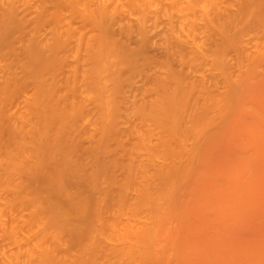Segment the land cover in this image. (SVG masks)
I'll use <instances>...</instances> for the list:
<instances>
[{
	"label": "bare ground",
	"instance_id": "1",
	"mask_svg": "<svg viewBox=\"0 0 264 264\" xmlns=\"http://www.w3.org/2000/svg\"><path fill=\"white\" fill-rule=\"evenodd\" d=\"M263 87L264 0H0V167L10 177L0 172V183H12L1 189L12 190L2 197L13 221L0 264H167L177 245L184 254L183 208L200 202L194 181L213 186L220 176L195 168L205 160L199 149L207 155L224 142L227 127L243 121L238 114L251 111L263 125ZM234 135L245 144L212 202L229 232L239 228L233 206L258 200L250 188L264 174V134ZM9 170L19 171L15 181ZM206 231L197 232L203 246ZM11 235L19 236L13 246ZM261 240L246 260L231 245L219 256L264 264Z\"/></svg>",
	"mask_w": 264,
	"mask_h": 264
},
{
	"label": "rangeland",
	"instance_id": "2",
	"mask_svg": "<svg viewBox=\"0 0 264 264\" xmlns=\"http://www.w3.org/2000/svg\"><path fill=\"white\" fill-rule=\"evenodd\" d=\"M128 88V87H127ZM262 89H264V87L262 88ZM247 92V91H246ZM262 95H264L263 93H264V91H263V93L262 92H260ZM246 94H249V93H246ZM248 96V95H247ZM260 107V106H259ZM240 110L241 109H239V111L238 112H240ZM247 110H250V109H247ZM243 111V110H242ZM241 111V112H242ZM260 111V110H259ZM248 112V111H247ZM251 111H249V114L250 115H248V116H250L248 119H249V121L252 119H254V121H253V123L255 122V118H257V116L258 115H256V117H254L255 115L253 114V115H251L252 113H250ZM260 112H262L263 113V110H261ZM235 113V112H234ZM244 113V112H243ZM236 114V113H235ZM259 114V113H258ZM237 115V114H236ZM238 115H242L241 117H240V120H241V118H243V121L244 120H246L247 119V117H246V113H244V114H238ZM244 115H245V117H246V119H245V117H244ZM260 115V114H259ZM233 116L235 117V115L233 114ZM232 116V117H233ZM252 116L254 117V118H252ZM259 117L260 116H258V121H257V119H256V121H257V123H254L255 125L256 124H258V122H259V124H260V126H258V127H255L254 126V124H252V125H250L249 126V128H247L248 126L247 125H249L247 122H249V121H244V124L243 123H241V122H243L242 120L239 122V119L237 120L238 121V124H239V129L237 128V129H233V127H231V125H229L228 127H227V129L225 130V132H226V137H225V141L224 142H221L217 147H218V149H217V147L215 148V145H214V148L212 147L213 146V143H210V145H212V146H210V147H212L211 149H213V150H210V148H209V150L210 151H208V149H207V146H208V144L205 146V144H206V142L204 143V148H206L207 149V152H208V154L207 153H205V154H207V155H204L203 153L204 152H202L203 150H202V146L200 147V149H199V152L198 153H200L199 155H200V158L201 157H203L205 160V163H204V161L203 160H200V161H194V166L196 165L197 166V164H199L198 166L199 167H197V168H199L198 169V171L200 170H202L200 173H202V172H204L205 170V172H207L208 174H209V172H217L218 174H220V176L219 177H217L216 179L219 181H217V180H215V181H217V182H215V184H217V185H213V186H215V189H212V188H214L213 186H212V184H214V182L212 183V182H210L209 181V183H208V181H206L205 183H206V185L204 186V187H206L205 189H200V187L202 186L203 187V185L205 184V183H203V181H204V178L203 179H201V180H203L202 181V183H203V185L202 184H199V180L197 179V181L198 182H196L197 183V185L195 184V181H194V186L193 187H195L194 189H196L197 187L200 189V192H199V189H196L195 190V192L194 193H196V192H198L199 193V195H200V202L202 203V206H205V207H202L203 209H199L201 212L199 213V211L197 212L195 209H198L200 206L198 205L200 202H198L197 203V205H196V202L194 201V200H192L191 202H189L190 200H188V202L189 203H191L190 205H191V207L189 208V206L190 205H187L188 206V208L186 207V208H183L184 209V211L182 212L183 214V217H185L184 218V221H183V219H181V218H179V219H176V222L178 221V220H180L181 221V227H180V230L179 231H181V233L179 232V234L181 235V238H182V241H184V242H186V243H184V244H186V246L184 245V248H185V251L183 250L182 252H185L186 253V255H185V257H183V258H185L186 259V256H187V259L185 260V259H182V258H180V257H182V255L181 254H183V253H181L180 252V249L178 248V245L176 246L177 247V249H179V251L178 250H176V247L175 248H170L169 250H171V249H173V250H171L173 253H171L170 255V257L169 258H172V260L173 261H169L170 259L168 258L167 259V261H168V263H167V261H166V263L167 264H171L172 262V264H179L178 263V261L180 260V262H183L184 264H212V262L214 263V264H220V263H223V264H226V261L225 260H223L220 256H219V254H220V252H221V248H223V249H225L226 247L231 251L232 249H233V247H231V246H235L236 247V249H233L232 251L235 253L234 254V256L236 257H238L239 259L238 260H240L241 259V257H242V260L243 259H245L246 257H247V255H248V253H250V250H249V246H251V247H254L256 244L258 245V243L260 244V242L263 240H261V238H262V236L264 237V193H262V191H263V189H259V188H261L260 186H262V185H264V174L261 176L262 178H263V180H261V182H258V183H256V185L257 186H255V188L254 187H252V188H250L251 190H252V193L254 192V194L255 195H253V196H255V197H253L254 198V200H255V198H256V196L258 195V198H256V199H258L257 201H253L256 205H253V202L251 203L250 201H249V203H251L253 206L251 207V205L247 202V199L246 200H244L245 198H243V199H239V202H238V204H237V202H236V204L235 205H237V206H233L234 205V203H231V202H235L233 199H232V201H230L229 200V198H225V200H229L228 201V203L230 202L231 204V206H233V208L232 209H234V212L236 213L237 211H239V213L237 212L236 213V217H238V219L239 220H236L235 219V215H233V217H234V219L238 222V224L240 225H238L237 227H239V228H234L233 230H231V229H229L230 230V232L228 231V228L230 227H227V228H225L224 226H223V230H222V223L225 221H223V219H222V221H221V224H220V218L218 219L216 216H219L220 215V211H218L219 213H217V210H214V209H212V205H213V203H216V202H218L217 201V195H218V193H216V192H218V190L219 191H221V189L222 188H224V186H222V185H225L226 186V182H227V178L229 177L228 175V173H230L231 172V170L233 169V165H232V162L234 161V158H236V156L237 155H239L242 151H241V147L242 146H244L243 144H245V143H243V139H239V140H236V139H234L235 138V135L234 134H241V137L244 135V138H245V134L246 133H248L246 136H247V138H245L248 142H250V140L249 139H251V137L254 135V136H256V134L257 135H260V134H264V124L263 125H261V123H260V119H259ZM238 118H239V116H238ZM247 119V120H248ZM234 120V119H233ZM251 120V121H252ZM235 122H236V120H235ZM241 123V124H240ZM245 123H247V124H245ZM250 124L252 123V122H249ZM235 124V123H234ZM238 126V125H237ZM244 126V127H243ZM252 126H254V128H252ZM252 128V129H251ZM254 130V131H253ZM255 130H257V131H255ZM261 130H262V132H261ZM251 131H253V132H251ZM233 132V133H232ZM250 133V134H249ZM234 136H233V135ZM243 134V135H242ZM252 134V135H251ZM229 135V136H228ZM230 135H231V137H230ZM251 136V137H249V136ZM76 137V136H75ZM258 137V136H257ZM73 138V137H72ZM231 140H230V139ZM253 139L254 138H256V137H252ZM74 139V138H73ZM252 140V139H251ZM235 141V142H234ZM245 141V140H244ZM237 142V143H236ZM261 142V141H260ZM227 143V144H226ZM233 143H235V144H233ZM243 143V144H242ZM247 143V142H246ZM261 143H263L262 145H261ZM261 143H258L259 145V148L260 149H263L264 150V142H261ZM1 146V145H0ZM219 146H220V149H219ZM4 147V146H3ZM40 148V147H39ZM39 148H37V149H39ZM4 149V148H3ZM3 149H2V151H3ZM223 149V150H222ZM231 149V150H230ZM44 150V149H43ZM39 151H40V149H39ZM38 151V152H39ZM42 151V150H41ZM69 151V150H68ZM206 151V150H205ZM213 151V152H212ZM232 151V152H231ZM239 151V152H238ZM67 152V151H66ZM70 152V151H69ZM73 152L74 151H71L69 154L67 153V155H70V156H72V154H73ZM217 152H219V153H217ZM43 153V152H42ZM77 155H79L80 153H81V151H80V153L79 152H75ZM211 153V154H210ZM217 153V154H216ZM233 153V155H231ZM4 154V152H2V153H0V156L2 157V156H4L5 157V155H3ZM30 154V153H29ZM40 154H41V152H40ZM43 154H45V153H43ZM43 154H41V156H42V158H46L47 157V154L46 155H44L43 156ZM134 154V153H133ZM224 154V155H223ZM74 155V154H73ZM73 156V158L74 157H80L82 160H84L86 157H84V153L82 152V155H79V156ZM199 155H197V156H199ZM214 155H215V157H216V161L214 160L215 158H214ZM41 156H39L40 158H41ZM69 156V157H70ZM196 156V160H198L197 158H199V157H197ZM231 156V157H230ZM1 157H0V160H1ZM4 157H2L3 159H4ZM11 157V156H10ZM10 157H6V159H8V158H10ZM18 157V156H17ZM21 157V156H20ZM205 157H207V159L205 158ZM234 157V158H233ZM15 158V157H14ZM19 158V157H18ZM41 158V159H42ZM72 158V157H71ZM77 158H75L76 160H77ZM80 158H78V160L77 161H79V162H81L80 161ZM203 158H201V159H203ZM212 158V159H211ZM218 158V159H217ZM13 159V158H12ZM22 160V159H21ZM207 160V161H206ZM215 162H214V161ZM221 160H223L222 162H221ZM233 160V161H232ZM2 161H5V160H2ZM6 161H9V160H6ZM201 161H203V162H201ZM220 162V163H219ZM230 162V163H229ZM1 163L2 162H0V165H1ZM5 163V162H4ZM19 163H20V160H19ZM22 163V162H21ZM216 163H218V164H216ZM6 164H7V162H6ZM9 164V163H8ZM7 164V166H8V169H10L9 167L11 166L10 164V166ZM229 164V165H228ZM2 165H3V163H2ZM1 165V166H2ZM20 165V164H19ZM232 165V166H231ZM21 166H22V164H21ZM196 166H195V168H196ZM2 167H5V166H2ZM2 167H0V172H2L1 171V168ZM13 167V166H12ZM11 167V168H12ZM6 168V167H5ZM16 168H20V169H18V170H21V169H23V166H22V168L21 167H18V166H16ZM196 168V169H197ZM202 168V169H201ZM204 168V169H203ZM3 169V168H2ZM8 169H7V171H8ZM76 169V168H75ZM226 169H228V170H226ZM231 169V170H230ZM3 170H5L6 171V169H3ZM13 170V169H12ZM16 169L14 168V170L13 171H15ZM204 170V171H203ZM229 171V172H228ZM19 172V171H18ZM17 171L15 172V173H13V172H11L10 170H9V172H8V175H9V173H10V175H11V179L12 180H14L15 181V179H16V175L18 176V173ZM195 172V171H194ZM197 172V171H196ZM205 172L203 173V175L205 174ZM223 172H225V174L224 175H222V173ZM5 173V172H4ZM15 174L14 176H12V174ZM199 173V172H198ZM226 173H227V175H226ZM208 174H206V175H208ZM1 175H4L5 176V178H6V176H7V174L5 175V174H3V172L1 173ZM9 175V176H10ZM19 175H20V173H19ZM202 175V174H201ZM226 175V176H225ZM228 176V177H227ZM8 177V176H7ZM225 177H226V179H225ZM260 177V178H261ZM0 178H2V176L0 177ZM4 178V180L6 181L7 179H5ZM9 179H10V177H8ZM15 178V179H14ZM18 178V177H17ZM208 178V177H207ZM206 178V179H207ZM208 179H210V178H208ZM221 179V180H220ZM229 179V178H228ZM1 181V180H0ZM5 181H2V182H5ZM9 181V180H8ZM260 181V180H259ZM222 182V183H221ZM257 182V181H256ZM12 184L10 181L8 182V184ZM212 183V184H211ZM260 183V184H259ZM263 183V184H262ZM3 184V183H2ZM8 184H6V182H5V186L6 185H8ZM83 184H85V183H83ZM198 184L200 185V187L198 186ZM209 184H211V186H212V188H211V186H208ZM87 184H85V185H83L84 187H82V188H85V190L88 188L87 186H86ZM258 185H259V187H258ZM0 186H1V183H0ZM3 187V186H1L0 187V192H1V194H0V209L2 208V210H0V246H1V244L3 245V246H1L0 247V261L1 260H3L2 259V252H3V254L6 252V250L7 249H9V244L7 245V242L5 241H3V240H6L7 239V236H6V230L7 229H9L10 227H11V223H13V221H12V218H11V221L9 220V218L11 217V216H9V214H8V210L5 208V206L8 208V204H7V202L8 201H6L7 199H6V197H4V199H3V197H2V194H4V196L5 195H7V193H6V191L7 192H9L8 190H5V191H2V190H4L6 187ZM12 186V185H11ZM222 186V187H221ZM8 187H9V185H8ZM203 187V188H204ZM219 187V188H218ZM1 188H4V189H1ZM11 188V187H10ZM10 188H8V189H10ZM210 188V189H209ZM216 188H217V190H216ZM7 189V188H6ZM206 189H207V191H206ZM249 189V190H250ZM198 190V191H197ZM209 190V191H208ZM211 190V191H210ZM213 190V191H212ZM215 190V191H214ZM255 190V191H254ZM12 191V190H11ZM10 191V192H11ZM201 191H204V192H201ZM257 191V192H256ZM3 192V193H2ZM9 192V194H11ZM208 192V193H207ZM251 192V191H250ZM264 192V191H263ZM6 193V194H5ZM194 193H193V195H194ZM210 193V194H209ZM212 193V194H211ZM251 193V194H252ZM259 194H263L262 195V197H261V195H259ZM193 195L191 196V199H192V197H193ZM198 195V196H199ZM228 195V194H227ZM230 195H232L231 193H230ZM249 195V194H248ZM8 196V195H7ZM11 196V195H10ZM213 198H212V197ZM216 196V197H215ZM260 196V197H259ZM1 197H2V199L3 200H1ZM12 197V196H11ZM216 199H215V198ZM228 197H229V195H228ZM248 197V196H247ZM250 197H252L251 195H250ZM232 198V196L230 197V199ZM6 199V200H5ZM235 199V198H234ZM251 199V198H250ZM250 199H248V200H250ZM5 200V201H4ZM241 200V201H240ZM242 200H243V202H242ZM245 201V202H244ZM4 202V203H3ZM6 202V203H5ZM9 202H10V200H9ZM8 202V203H9ZM213 202V203H212ZM242 202V203H241ZM188 203V204H189ZM193 203H195V206H194V204ZM200 203V204H201ZM228 203H227V206H228ZM6 204V205H5ZM233 204V205H232ZM241 204V205H240ZM10 205V204H9ZM240 207H239V206ZM245 205V206H244ZM246 205H248L247 207H246ZM263 205V206H262ZM4 206V207H3ZM192 206H194V208L192 207ZM197 206V208H195ZM199 206V207H198ZM228 206V207H229ZM10 207V206H9ZM208 207H209V209H211V210H209L208 209ZM234 207H236V208H234ZM256 207V208H255ZM179 208V210H180V208L181 207H178ZM192 208V209H191ZM201 208V207H200ZM230 208V209H231ZM182 209V210H183ZM187 209V210H186ZM240 209V210H239ZM245 209H247V210H245ZM252 209V210H251ZM182 210H180V211H182ZM186 210V211H185ZM192 210V211H191ZM196 212H195V211ZM228 210V209H227ZM237 210V211H236ZM246 211V213H245V211ZM9 211H10V209H9ZM207 211V212H206ZM250 211V212H249ZM185 212V213H184ZM194 212H195V214H194ZM206 212V213H205ZM229 212V210L227 211V212H225V213H228ZM256 212V213H255ZM263 212V213H262ZM181 213V212H180ZM188 213V214H187ZM191 213V214H190ZM199 213V215H197ZM215 213V214H214ZM232 213V212H231ZM230 213V214H231ZM235 213H233V214H235ZM244 213L246 214V216L244 215ZM194 215V217H195V219L194 218H192L193 217V215ZM208 214V215H207ZM191 215V217H189ZM196 215V216H195ZM204 215H206V216H204ZM212 215V216H211ZM242 215V216H241ZM244 215V216H243ZM247 215H248V218H247ZM252 215V216H251ZM7 216V217H6ZM197 216H199V217H197ZM196 217L197 218H199V220L200 221H197V219H196ZM212 217V218H211ZM230 217H232V215L230 216ZM192 218V219H191ZM215 218H217V219H215ZM228 218H229V216H228ZM247 218V219H246ZM251 218V219H250ZM254 218V219H253ZM209 219H211V222H210V220ZM214 219V220H213ZM230 219V218H229ZM242 219H244L243 221H242ZM9 220V221H8ZM217 220V221H216ZM231 221H232V219H230ZM260 220V221H259ZM175 220H173L172 221V223L174 222ZM231 221H230V223H231ZM241 222V224H240V222ZM247 221V222H246ZM11 224L10 226H9V224ZM197 222H202V224H204L205 222V224H206V226L208 227V228H206V227H203L202 226V224L200 223H197ZM216 222V223H215ZM217 222H218V225H217ZM243 222V223H242ZM256 222V223H255ZM259 222V223H258ZM190 223L192 224V226L190 225ZM208 223V224H207ZM209 223H210V225H209ZM246 223V224H245ZM7 224V225H6ZM176 224V223H175ZM204 224V225H205ZM219 224L221 225L220 227H221V229H219ZM5 225V226H4ZM190 225V226H189ZM198 225V226H197ZM212 225H213V227H212ZM236 225H237V223L235 224V226L234 227H236ZM9 227V228H7V227ZM166 226V225H165ZM165 226L163 225V228H162V230L160 231V238L161 239H159V241L160 242H162V244L161 245H165L166 244V246L168 247V244H169V237H165V232H166V228H165ZM3 227V228H2ZM167 227V226H166ZM198 227V228H197ZM200 227V228H199ZM202 227L203 228H205V229H203L202 230ZM173 228L174 227H172V231H174L173 230ZM6 229V230H5ZM11 229V228H10ZM175 229V228H174ZM190 229H192V231L190 230ZM197 229V230H196ZM225 229H227V230H225ZM248 229V230H247ZM251 229V230H250ZM164 230H165V232H164ZM199 230V231H198ZM208 230H211V232H210V234H208L207 233V231ZM224 230H225V232H224ZM242 230V231H241ZM250 230V231H249ZM257 230V231H256ZM20 231V230H19ZM189 231V232H188ZM200 231H206L205 232V235H207L208 234V236L207 237H209L210 235L211 236H213V234H214V237L212 238V239H214V242H216L217 241V245H216V243L214 244H212L211 245V243H209V242H212L211 240V236H210V238H206L207 240H206V243L208 242V244H207V246H206V244H205V246H206V249L208 250V251H206V249H204V247L205 246H203V244H204V242H203V240L202 239H204V238H202L201 236H199L200 235V233L198 234L197 232H200ZM229 233V235H228V233ZM236 231V232H235ZM247 231V232H246ZM192 232V233H191ZM213 232V233H212ZM4 233H6L5 234V236H6V239H5V236L3 235ZM18 233H22V232H18ZM18 233H17V235H18ZM172 233V232H171ZM174 233H175V231H174ZM194 233V234H193ZM8 234L10 235L11 234V232H8ZM7 234V235H8ZM20 234H19V236H20ZM201 234H204V232L202 233L201 232ZM14 235H16V234H14ZM16 235V236H17ZM24 235V234H23ZM167 235V234H166ZM226 235H227V237H226ZM257 235V236H256ZM4 236V237H3ZM16 236H15V238H14V236L13 235H11V236H9L8 238H12V241L11 240H7V241H9L10 242V244H11V242H14V240L15 239H17V238H19V236L16 238ZM202 239H201V238ZM260 237V238H259ZM230 238H232V239H230ZM14 239V240H13ZM167 239H168V243H167ZM211 239V240H210ZM194 240V241H193ZM210 240V241H209ZM226 240V241H225ZM230 240V241H229ZM232 240V241H231ZM261 240V241H260ZM3 241V242H2ZM242 241V242H241ZM199 242V243H198ZM203 242V244H200V243H202ZM231 242H233L232 244H231ZM6 243V244H5ZM191 243V247L189 246V244ZM193 243H195V244H193ZM225 243V244H224ZM255 243V245H253ZM13 244V243H12ZM11 244V246H13ZM192 244H193V247H192ZM236 244V245H235ZM5 245V246H4ZM158 245H160V243L158 244ZM160 245V246H161ZM163 245V246H164ZM213 246V248L215 247V249H216V246H217V248L218 249H220L219 251H218V249L217 250H215L214 249V252L215 251H218V252H215V253H218V254H213V249H212V247L211 248H209L210 246ZM216 245V246H215ZM221 245V246H220ZM225 245H227V246H225ZM231 245V246H230ZM248 247H247V246ZM253 245V246H252ZM10 246V247H11ZM163 246H161V247H163ZM166 246H164V247H166ZM187 246H188V248H187ZM203 246V247H202ZM219 246V247H218ZM246 246V247H245ZM3 247V248H2ZM8 247V248H7ZM158 247V246H157ZM163 247V248H164ZM166 247V248H167ZM208 247V248H207ZM221 247V248H220ZM7 248V249H6ZM27 248V247H26ZM190 248H194L193 250L194 251H192V249L190 250ZM201 248H203L204 249V251H200V250H203V249H201ZM232 248V249H231ZM2 249H3V251H2ZM4 249H6L5 250V252H4ZM11 249H12V247H11ZM24 249L25 248H23V251L21 250V252L22 253H24ZM158 249H159V247H158ZM212 249V250H211ZM222 249V250H223ZM239 249V250H238ZM10 250V249H9ZM13 250H15V249H13ZM26 250V249H25ZM160 250V249H159ZM161 250H162V248H161ZM227 249H225L224 251H226ZM236 252H235V251ZM238 250V251H237ZM252 250V249H251ZM189 251H191V252H189ZM228 251V250H227ZM226 251V252H227ZM13 252V251H12ZM16 251H14V254L16 255V253H15ZM19 252V251H18ZM25 252H28V251H25ZM176 252H179V253H177V254H175L174 255V253H176ZM189 252V253H188ZM203 252H205V253H207V254H203ZM210 252H211V254H210ZM226 252L224 253L223 251H222V255H224V256H226ZM20 253V252H19ZM18 253V254H19ZM184 253V254H185ZM17 254V255H18ZM184 254H183V256H184ZM192 254H193V256H192ZM220 254V255H221ZM2 255V256H1ZM26 255V254H25ZM208 257H207V256ZM210 255V256H209ZM175 258H173V257ZM204 256H206V257H204ZM212 256V257H211ZM213 256L215 257V258H213ZM218 257V259H217V257ZM243 256L245 257V258H243ZM211 258V260H213V261H211V262H209V263H207L208 261H210V260H208V258ZM236 257V258H237ZM177 258V259H176ZM207 258V259H206ZM209 258V259H210ZM179 259V260H178ZM224 259H226V257L224 258ZM228 259V258H227ZM174 260H175V263H174ZM184 260V261H183ZM246 260V259H245ZM217 261V262H216ZM186 262V263H185ZM225 262V263H224ZM2 263V262H1ZM182 263V264H183Z\"/></svg>",
	"mask_w": 264,
	"mask_h": 264
}]
</instances>
